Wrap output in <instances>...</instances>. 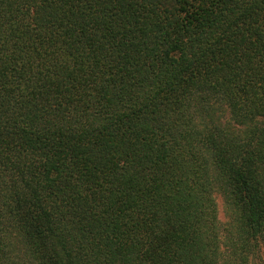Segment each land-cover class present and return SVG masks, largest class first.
I'll return each mask as SVG.
<instances>
[{
  "label": "trees",
  "instance_id": "16d2710c",
  "mask_svg": "<svg viewBox=\"0 0 264 264\" xmlns=\"http://www.w3.org/2000/svg\"><path fill=\"white\" fill-rule=\"evenodd\" d=\"M257 259L264 0H0V264Z\"/></svg>",
  "mask_w": 264,
  "mask_h": 264
},
{
  "label": "rangeland",
  "instance_id": "374dc122",
  "mask_svg": "<svg viewBox=\"0 0 264 264\" xmlns=\"http://www.w3.org/2000/svg\"><path fill=\"white\" fill-rule=\"evenodd\" d=\"M215 201L218 205V210H219V220L221 222V226L226 227L228 224V215L226 212V203H225V198L222 196V194L220 192H216L215 193ZM257 264H260V261L257 259L256 261Z\"/></svg>",
  "mask_w": 264,
  "mask_h": 264
}]
</instances>
